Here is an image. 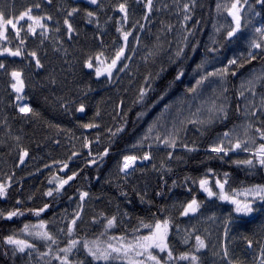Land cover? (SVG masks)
Listing matches in <instances>:
<instances>
[{"label":"snow or ice","instance_id":"6c2138e0","mask_svg":"<svg viewBox=\"0 0 264 264\" xmlns=\"http://www.w3.org/2000/svg\"><path fill=\"white\" fill-rule=\"evenodd\" d=\"M197 6V0H64L63 4L32 0L17 8L16 0H4L0 7V76L5 78L10 97L7 106L16 113L12 119H41L40 112L26 102L30 99L27 90L30 80L48 71L41 49L47 58L50 46L69 65L66 71L80 78L78 83L72 81L76 97L58 96L55 103L66 114H80L76 120L85 132L96 130L95 140L82 134L88 167L102 163L112 144L127 132L124 124L115 130L103 126L99 107L83 122L89 107L85 98L93 91L90 82L111 85L122 78L121 73L131 75L129 62L141 53L150 68L133 101L140 106L136 123L142 121L146 127L116 163L115 176L124 181L116 185V211L94 212L85 220L90 191H68L82 171L72 170L73 158L85 155L74 145L67 159L43 165L52 174L42 206H31L34 195L27 201L18 196L7 205L14 184H19L18 191L23 184L15 180L16 171L6 172L0 178V201L7 205L0 207V255L6 264H206L204 257L210 249L219 258L218 264H264V0H215V14L208 21L212 27L209 43L203 45L204 55L198 62L189 55V50L196 53L201 47L194 39L201 30L197 26L203 23L194 19ZM136 9L139 18L133 20ZM162 13L175 16L176 23L160 19L157 28L156 18ZM78 19L83 27L76 23ZM89 26L95 29L92 38L99 44L86 48L80 46V37ZM109 26L116 35L106 45ZM35 41L36 46L29 47ZM44 79L54 89L68 77L58 80L53 68ZM123 104L121 100L112 119L122 116L126 124ZM153 113L150 120L144 119ZM8 121L5 115L0 128L6 139L14 141L6 146L9 155L15 151L13 169H19L35 157ZM47 126L81 140L59 124L49 121ZM105 131L108 146L94 154L92 145L100 143ZM190 133L195 138L189 139ZM52 143L60 145L61 141L52 139ZM202 150V173L185 175L183 184L172 179L169 185L172 162L184 163ZM157 154L163 157L159 166L153 162ZM210 161L228 168L206 163ZM149 164L158 180L151 194L147 185L141 189L129 179L137 172L144 175ZM130 184L135 201L127 190ZM177 187L183 188V198L174 193ZM65 198L75 208L65 207L57 214L54 205ZM49 212L51 219H45ZM257 220L259 229L250 231L247 226ZM16 222L19 227L14 226ZM234 228L248 249L258 246L251 262L230 249Z\"/></svg>","mask_w":264,"mask_h":264},{"label":"trees","instance_id":"16d2710c","mask_svg":"<svg viewBox=\"0 0 264 264\" xmlns=\"http://www.w3.org/2000/svg\"><path fill=\"white\" fill-rule=\"evenodd\" d=\"M171 1V0H170ZM70 3L71 1L68 0ZM171 3V2H168ZM197 7L194 10V19H200L203 21V23L197 27H199L201 30L196 33V36L194 37L195 40H198L201 42V47L198 49L196 53H192L189 50V55L193 57V60L198 62V60L204 55V46L205 44H208L207 40V34H208V28H209V18L212 14L213 7H214V0H197ZM200 5H203V7H200ZM135 8V5H133ZM136 11H139L136 9ZM82 15V14H81ZM169 17H163L160 16V19H164L166 21H169ZM159 20L156 22V27H159ZM172 23H176V17H174L173 20H170ZM101 22H103V14L101 18ZM192 23L191 21L189 22ZM77 24L83 27L82 20L77 21ZM94 28L89 26L84 33H82L80 37V46L84 47H95L99 44V41L93 40V33ZM155 31V29H153ZM68 46V45H66ZM72 51V49H69ZM41 57L44 59V62L46 64V68L48 71H51L53 68L55 69V72L57 74L58 80H63L65 76L68 77V80L64 84H57V86L53 89L50 85L46 84L45 76L48 75V71H45L41 73L39 76L35 77L33 81L36 83V88L39 87L42 89V93L39 96V100H41L43 103L40 107L47 106L45 104L46 100L45 97L48 98L49 101H53L55 103V97L58 96H71L72 98H75L77 93L73 88L72 81L75 79V81L78 83L80 78L79 77H73L71 71H66L69 68V65L63 63V58H58L55 54L51 52V47L48 48V56L47 58L44 57V51L41 49ZM71 59V56L69 57ZM189 64H192V61H188ZM194 65V64H193ZM192 65V66H193ZM157 70H158V66ZM150 68L144 66L141 70L137 71V74L133 75L129 78L128 75L125 74L124 77H122L120 80L116 81L115 83L109 85L107 83H99L96 82L94 79L90 82L91 87L93 91L88 93V96L85 98L88 103V115L86 117H83V122H86L90 117L94 114V112L97 110V107H99L101 111V124L103 126H111L113 127V130H115V127L120 126L121 124H124L127 132L122 135V138L116 140L111 147V152L108 157L105 158V160L97 165H92L91 167L87 166V157L85 155H81L80 157L73 158V162L71 163V168L74 171H80V175L77 178L76 181L73 182V187L68 189L69 193H75V190L77 188L88 190L91 193V197L89 198L86 208H85V220L88 219L89 216H91L94 212L99 213L101 211H104L106 213H113L116 211V204L118 202L117 199V188L116 185L123 184L124 181L117 180L115 173L113 171V167L115 166L119 155L122 151L127 150L130 145V143L134 142L136 139V134L141 132L143 128L146 126L142 121L140 123H136L137 119V112L140 110L139 105L133 104L134 99L136 98L137 91L139 86L143 83V78L147 74V71H149ZM87 80V78H84ZM0 82H2L0 78ZM44 84L46 86L41 87V85ZM86 88V85H85ZM70 89H73L70 91ZM38 90V89H37ZM123 100V111L127 113V123L125 124V121L122 116H117L116 120L113 121L112 116L115 114V112L119 111L117 109V105L120 103V101ZM10 102V97L7 95L2 102L0 103V121L3 120V117L5 115L9 118V123L12 125L13 131L16 134L21 135L22 132H20V129L24 127V122H21L20 120H13L12 116L16 115L13 108L8 107L7 105ZM49 107V106H47ZM50 108V107H49ZM56 109V108H55ZM57 110V109H56ZM77 114L73 115L72 121H64L61 118L57 121L59 125H61L63 128L70 129L73 133L74 137H82V134L89 135L93 140H95L96 137V130H89L88 132H85L82 128L78 127V121L76 120ZM151 117V114L144 119L147 120ZM51 120V119H50ZM57 139L61 141L60 145L61 147H65V142L62 141L66 140L68 138L69 140H72V138H69L68 133L61 132L57 134ZM195 138L191 133L189 134V139ZM74 139V138H73ZM109 140L108 135L105 132H103L100 136V143L99 144H93L92 150L95 154L96 151L102 150L103 147L108 146ZM14 144V141L11 139H6L5 133L3 128H0V178L4 177V174L10 173L11 171H16L17 175L15 177L16 181H19V183L23 184V190L18 191L19 184H14L13 190L11 191V197L7 202V205H11L14 203V199L16 197L23 198L25 201H27V197L29 195H34L35 199L31 206L33 207H39L42 206L44 200L46 199L43 197V191L46 190L48 187L47 185V179L52 174L50 173L49 169H46L43 167L45 163H51L53 159H67L68 155H70V152L72 148L67 147L65 153L64 150L62 151L60 148L54 149L52 148L51 144H47L46 146L39 148L35 151V154L40 157L41 164L37 165L36 167L30 168L26 173L21 174L19 173L18 169H13V163L15 159V151L12 150V154L9 155V147L6 145H12ZM57 150H60L57 152ZM83 152V150H81ZM84 153V152H83ZM202 161H205L203 150L199 154H193L192 158L187 160L184 163H177L172 162L173 167V173L168 176V183L171 184L172 179H176L179 184H183V177L185 175H198L201 174L205 163H202ZM211 164L214 167H223L225 169L228 168V165H219L218 161H210L206 162ZM56 166H54L55 169ZM37 168L41 169V171L37 172ZM53 169V170H54ZM29 173H35V175H29ZM240 175L243 178V173L239 172L236 173ZM62 175V174H61ZM108 181H111L109 183ZM158 183L157 180V173H155V177L153 182L150 184L149 193H152V190L156 188ZM127 190L130 193V198L135 201V196L131 193V184L128 185ZM174 193L176 196H179L183 198L186 194L182 187H177L174 190ZM97 197L99 199H97ZM175 198V197H173ZM7 205L0 201V207H7ZM65 207L69 208V211H71L73 208H75V204L70 203L67 201V199H64L63 203L54 205V211L59 214ZM124 205L121 204V208L123 209ZM140 204L138 201L135 202V209L139 211ZM111 208V209H110ZM52 213L49 212L44 216L45 219H51ZM59 218V217H58ZM23 219V218H22ZM29 219L34 220V217H29ZM15 227H19L20 223L16 222L14 224ZM83 227V226H82ZM55 230V229H54ZM121 230H117L116 234H119ZM0 235H2V232H0ZM0 264H6L4 261L2 255H0Z\"/></svg>","mask_w":264,"mask_h":264},{"label":"rangeland","instance_id":"374dc122","mask_svg":"<svg viewBox=\"0 0 264 264\" xmlns=\"http://www.w3.org/2000/svg\"><path fill=\"white\" fill-rule=\"evenodd\" d=\"M30 2H32V0H16V7L19 8V7L23 6L24 4H27ZM57 2L63 4L64 0H57ZM108 2H109V0H105V3H108ZM158 2L163 3L164 0H158ZM167 2H171V1L167 0ZM3 4H4V0H0V7H2ZM214 8H215V0H214V7H213V11H212L211 15L215 14ZM136 13L137 14L132 17L133 20L139 18V11H136ZM162 15H163V17H164V15H165V17L167 15V17H169L168 18L169 20H173L175 17V16H169L167 13H162L156 18V21L159 20L160 16H162ZM77 21H76V23H77ZM211 31H212V27H211V23H210L209 28H208V34H207L208 43H209V33ZM115 35L116 34H115L114 27L109 26V34L104 37L105 44L111 45L112 39L115 37ZM37 43H38V41H35V42L31 43L29 45V47H35ZM129 63H130V68L127 71L130 72L131 75H128V74H126V75H128L130 78L133 75L137 74V71L141 70L145 66L143 63V60H142V53L140 55H137L136 58L133 61H130ZM193 67H194V65H193ZM120 76L124 77L125 73H121ZM0 78L2 80V82H0V103H1L2 100L8 94L5 92V83H4L5 78L2 76H0ZM186 82H187V80H186ZM35 84L36 83L33 81V79L30 80V86L27 90L30 99L27 100L26 102L31 104L38 112H40L41 119L34 120L31 122H24V127H23L24 131L21 134V136L23 138V143L29 146L30 151H31V155L33 157H35V159H29L28 163L25 166H22V168L18 169L19 173L21 172V174L26 173L30 168L36 167L37 165L41 164L40 157L35 154V151L37 149H39V148H37L36 143H41L44 146H46L47 144H51L52 148H54V149L60 148L62 151L64 150V152H62V153H65L67 147L72 148L73 145L75 146L76 150H79V151L83 150V152L85 154L87 152V149H82V137H81V140H76L73 138H72V140H69L68 138H66V140L62 139V141L65 142L64 148L59 146V145L52 143V139H57V135H56L57 132L55 129L49 128L47 126V122L50 121L52 123L59 124L57 121L60 118L62 120L64 119V121L71 122L73 115H69V114L64 113L63 110L58 108L56 103H53V101H52V103L45 102V104L47 106H49L50 108L47 106L40 107L43 102L41 100H39L38 98L44 92L42 93V89H40L39 87L36 88ZM33 85H34V87H33ZM152 115H154V113L151 114V117H152ZM151 117L147 120H150ZM49 137H51L52 139H48ZM33 141H35V142H33ZM129 150H131V149L128 148L125 151H129ZM59 151L60 150H57V152H59ZM162 158L163 157L161 154H157L156 158L153 162L156 163L157 166H159L160 160ZM145 163H148V162H145ZM113 171H114V173L116 172V164L113 167ZM154 177H155V172H153L151 170V165L149 164L148 170L146 171V173L144 175H141L140 172H137L134 176L130 177L129 179L131 181V184L138 185L141 189L145 188V186L147 185L148 191H149L150 184L153 182ZM121 181H123V180H121ZM259 227H260L259 220H257L256 223L247 226V228L250 231L251 230H258ZM213 242H215V241H213ZM229 247H230V249H234L237 255L246 258L249 262H251L253 257L258 252V246H254L253 249L247 248L246 242L243 240L241 232L237 231L235 228L230 233ZM204 259L206 261V264H218V260H219L218 257L213 256L211 249L206 253Z\"/></svg>","mask_w":264,"mask_h":264},{"label":"water","instance_id":"95a60500","mask_svg":"<svg viewBox=\"0 0 264 264\" xmlns=\"http://www.w3.org/2000/svg\"><path fill=\"white\" fill-rule=\"evenodd\" d=\"M71 1V0H70ZM78 116L80 115V114H77Z\"/></svg>","mask_w":264,"mask_h":264}]
</instances>
